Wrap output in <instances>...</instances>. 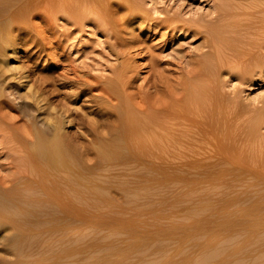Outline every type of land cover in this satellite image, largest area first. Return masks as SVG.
Instances as JSON below:
<instances>
[{
    "label": "rangeland",
    "instance_id": "rangeland-1",
    "mask_svg": "<svg viewBox=\"0 0 264 264\" xmlns=\"http://www.w3.org/2000/svg\"><path fill=\"white\" fill-rule=\"evenodd\" d=\"M64 1L31 14L28 27L15 32L16 52L0 66L15 73L21 66L49 104L68 109L76 199L63 211L34 198L33 216L23 210L30 201L17 204L0 189V264H264V178L254 174L264 168V64L228 56L202 80L228 97L230 115L207 154L208 174L190 168L181 149L158 162L128 153L120 105L100 96L118 89L120 75L127 95L145 100L155 76L163 102H179L207 50L205 29L221 22L217 0H107L104 7ZM249 34L258 41L248 46L254 59L264 62V28ZM214 47L228 52L220 42ZM0 84L9 99L1 116L22 131L25 113H36L32 101L15 84ZM5 171L0 167V176Z\"/></svg>",
    "mask_w": 264,
    "mask_h": 264
},
{
    "label": "bare ground",
    "instance_id": "bare-ground-1",
    "mask_svg": "<svg viewBox=\"0 0 264 264\" xmlns=\"http://www.w3.org/2000/svg\"><path fill=\"white\" fill-rule=\"evenodd\" d=\"M65 1L66 3L69 2V0ZM74 1L77 5L93 3L99 7L109 4L107 0ZM58 2H61V0H0L1 63L6 56H12L16 52L15 41L17 37L15 32L28 27L31 14L38 9L54 7ZM214 5L215 17L221 22L215 29H205L207 50L203 52L204 55L201 60L196 61L197 66H195L196 69L192 75V82L190 81L188 89L185 94L183 93L184 97L178 99L180 103L177 102V104L175 101L163 102L164 98L159 94L160 77L155 76L150 80L146 99L137 102L131 95H127L125 87L127 78L124 76L119 75L114 79L118 83V89L116 87L115 89L111 87L113 90L102 89L100 96L105 100L108 98L111 102L116 100L115 103L120 105V109L118 110L117 107L116 109L119 111L118 115L122 116L120 122L122 126L120 130H122L121 133L124 137L122 140L128 148V153L132 152L135 157L139 155L148 156L150 159L157 157L158 162L159 156L163 159V153L170 154L176 149H181L189 156L186 163L190 168L201 167L203 174L212 173L211 170L209 172L205 168L207 166V154L212 151L216 139L220 136L222 126L230 115L228 107H225L228 97L219 93L215 82L204 83L202 80H205L212 72L219 69L222 62L229 63L231 58L240 59L248 65L255 64L259 66L264 64L263 61L254 59L255 50L248 47L250 43H258L257 39L251 37L249 33L264 28V0H217ZM217 42L224 44L228 52L224 54L215 51L214 48L216 47L214 46ZM228 56L231 58L228 59ZM21 69L20 66L19 71L15 73L10 71L9 67L0 66V78L2 79L0 81L15 84L16 88L22 89V95L24 94L32 101L31 105L34 106L33 110L36 113L24 112L27 114V121L24 119L21 126L27 129L23 128L24 130L21 131V129L16 128L17 121L2 118L3 115L1 116V114L3 112L0 109V136L3 137V141H0V144H2L0 155L4 156L6 160L4 163H0V167L6 170L0 176V189L5 196H9V200L12 198L20 202H16L17 204L30 201L27 204L29 206H26L27 210L23 209L30 215L37 214L34 212V207L32 208L30 205L34 198L54 201L64 211L67 210L65 205L67 204L69 207L73 199H76V166H74L76 162L73 161V156H70L72 154H69L71 153L68 150V148L70 149L68 147L70 142L68 143V140H66L64 132L67 120H64L63 115L68 109L62 108V106V109H57L51 105L52 103L49 104L41 92L42 90L33 88L27 79V73ZM8 101V97L7 99L2 97L0 89V108L6 106L5 104ZM97 108L101 107L98 106ZM104 111L109 112L106 109ZM101 112H103V108ZM239 113V110H236L233 115L237 116ZM65 114H67V111ZM38 119L42 123L41 127L34 126ZM68 120L70 121V119ZM156 127L161 128L162 131H156ZM104 133L107 132L104 131ZM135 135H139V138L136 139ZM112 136H109L110 140ZM109 138L107 137L108 140ZM162 139L163 142L161 143ZM106 143L108 144V142ZM110 146H114V144ZM145 147H148V149ZM117 149L119 148L117 147ZM106 153L108 152L106 151ZM105 157H108V155ZM152 161L155 160L152 159ZM155 163L156 161L150 165ZM166 164H171V162L167 161ZM260 168L254 170L255 177L264 178V168ZM35 203H37V200ZM23 210L21 209V211Z\"/></svg>",
    "mask_w": 264,
    "mask_h": 264
}]
</instances>
